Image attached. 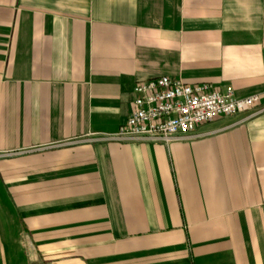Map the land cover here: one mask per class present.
I'll use <instances>...</instances> for the list:
<instances>
[{
  "label": "crops",
  "instance_id": "obj_1",
  "mask_svg": "<svg viewBox=\"0 0 264 264\" xmlns=\"http://www.w3.org/2000/svg\"><path fill=\"white\" fill-rule=\"evenodd\" d=\"M162 75L260 103L106 139ZM263 107L264 0H0V264H264Z\"/></svg>",
  "mask_w": 264,
  "mask_h": 264
},
{
  "label": "built area",
  "instance_id": "obj_2",
  "mask_svg": "<svg viewBox=\"0 0 264 264\" xmlns=\"http://www.w3.org/2000/svg\"><path fill=\"white\" fill-rule=\"evenodd\" d=\"M260 96L236 97L232 87L186 83L166 75L135 83L132 109L109 140L140 139L168 143L196 135V128L255 108ZM264 110V107L255 111Z\"/></svg>",
  "mask_w": 264,
  "mask_h": 264
}]
</instances>
